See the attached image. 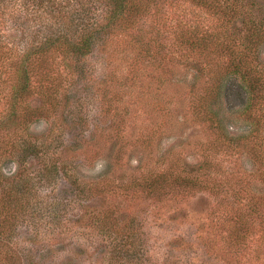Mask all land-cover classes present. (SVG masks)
I'll list each match as a JSON object with an SVG mask.
<instances>
[{"label":"rangeland","instance_id":"1","mask_svg":"<svg viewBox=\"0 0 264 264\" xmlns=\"http://www.w3.org/2000/svg\"><path fill=\"white\" fill-rule=\"evenodd\" d=\"M208 1L155 0L92 55L50 48L26 97L1 73L0 264H264V143L250 139L263 99L251 115L229 66L264 29V0ZM26 19H0L3 39L33 40ZM184 31L203 46L180 47ZM248 59L264 77V40ZM127 235L133 256L111 239Z\"/></svg>","mask_w":264,"mask_h":264},{"label":"trees","instance_id":"2","mask_svg":"<svg viewBox=\"0 0 264 264\" xmlns=\"http://www.w3.org/2000/svg\"><path fill=\"white\" fill-rule=\"evenodd\" d=\"M154 2L155 0H145V4H142L141 0H21L19 10L14 11L16 5L3 0V3L0 2L2 3L0 19L4 23L10 21L13 22L14 26H17L23 24L28 16L27 22L30 20L35 23L38 22L40 26L35 31L31 30L32 35L30 36L33 40L28 41L27 37H23L18 44L6 41L0 34V80L1 73H6L7 70L13 68L18 73L17 81L19 85L17 91L20 97L32 94L35 91V86L31 84L32 74L35 70L33 57H42L50 48L60 45H65L61 47L64 51H71V53L81 57L92 55L94 50L99 51L100 48L106 47L111 36L119 32L124 33L129 25L136 24L137 17L141 18V16L148 15L151 12L150 4ZM200 3L205 4L212 10L217 8L208 0H200ZM20 11L25 16H22ZM3 12H5V15ZM262 26L250 28V38L244 39L241 45L242 55H246L247 59L241 57L240 61L233 57L229 62V66L232 67L231 71L240 76L243 86L250 95L248 109L251 115L253 114V100L260 98L259 96H261V100L263 99L261 105L264 107L262 96L264 95V77H259L258 71H255L256 69L252 67L248 59L252 50L264 40ZM138 31L137 35L131 37L134 41L132 46L135 50H140V54L142 51L148 53V44L145 42L147 36L144 37V34L148 32L144 29ZM177 39V44L186 48V50L189 47L188 49L195 51L203 46L200 42L190 41L187 37V31L178 33ZM18 47L22 48L19 49ZM227 52L230 56L235 53L233 49H229V51L227 49ZM105 77L106 75L99 76L101 81ZM44 81L42 86L46 91H49L47 92L48 95L53 96L56 92L54 90L56 86L51 82L50 76L48 79L44 78ZM41 94L46 96L43 92ZM33 110L35 111V109ZM252 132L250 139L253 143L256 140L261 146L264 143V112L259 119L254 121ZM13 146L15 148L16 143ZM30 148L31 145L26 144L24 150L19 148V153L22 150L29 151ZM40 160L43 162L44 158ZM11 195H14L12 191L8 193V196ZM108 238H110V234ZM131 238V235H127L121 237L122 240L119 241L117 238L111 237L116 242L115 248L118 246L115 250L133 251L130 255L133 256L134 251L137 253V249L134 239ZM9 240L11 241L12 238Z\"/></svg>","mask_w":264,"mask_h":264}]
</instances>
